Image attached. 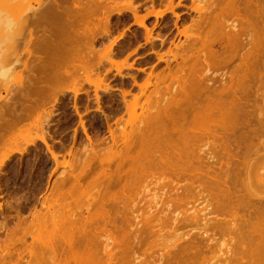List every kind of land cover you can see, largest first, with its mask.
Here are the masks:
<instances>
[{
    "label": "bare ground",
    "instance_id": "6f19581e",
    "mask_svg": "<svg viewBox=\"0 0 264 264\" xmlns=\"http://www.w3.org/2000/svg\"><path fill=\"white\" fill-rule=\"evenodd\" d=\"M110 1L117 0H37L30 12L24 0H0V8L16 19L14 28L0 20V57L11 48L8 65L0 60V72L10 71L16 82L12 88L0 81V171L14 153H25L37 140L54 160L53 170L67 168L53 181L39 182L35 193L11 207L14 215L2 216L0 264H146L153 247H158V264H197L202 258L197 262L195 255L208 250L216 236L228 240V234L232 242L218 264H264V166L257 167L264 157V148L257 151L264 141V109L258 104L260 96L264 103V0H192L197 17L178 31L185 40L175 52L167 49L171 59L165 62L175 60V67L161 77L155 74L152 83L153 71L140 84L130 76L139 93L129 100L131 92L119 90L127 118L121 113L110 121L103 114L107 136L97 132L92 138L78 111L79 96L88 94L85 84L94 86L98 108L97 89L104 80L99 67L104 62L118 72L133 67L113 59L122 32L100 49L93 47L98 35L110 33L111 15L121 13L123 6ZM122 1L151 44L148 16L169 10L179 18L173 0L164 11H156L153 0L144 13L133 0ZM156 55L164 61L162 53ZM114 89L103 85L107 93ZM64 91L73 94L89 142L80 151L69 148V160L53 149L47 130L52 105L61 102ZM248 149L259 153L250 155ZM161 180L173 194L160 201L153 190L146 198ZM249 185L252 191L257 187L256 194L244 193ZM191 201L203 210L181 218L174 211L169 217ZM167 202L174 203L171 210ZM165 204L170 213L159 214ZM152 227L157 231L151 233ZM183 228L189 229L182 233Z\"/></svg>",
    "mask_w": 264,
    "mask_h": 264
},
{
    "label": "rangeland",
    "instance_id": "374dc122",
    "mask_svg": "<svg viewBox=\"0 0 264 264\" xmlns=\"http://www.w3.org/2000/svg\"><path fill=\"white\" fill-rule=\"evenodd\" d=\"M21 1L23 3V0H21ZM152 1L153 0H133L132 4L137 5L139 7V9H138L139 13H144L147 9L151 8L150 5L153 4ZM167 1L168 0H154L153 6H154L155 10L156 11L157 10L158 11H160V10L164 11L165 9H167V7H166V6H168ZM195 1L193 3H197V1L196 2ZM24 2L26 4V5H24V7L27 6L26 8L30 9V12L35 11L37 6H38L37 0H24ZM116 2H115V4L111 3V1L108 3H110L111 5H114V6L117 5L119 8L121 6L124 7V5H128L126 3L127 1L123 2L122 0H119V1L117 0ZM193 3H192V0H173V5L175 7L174 12L179 14L178 19H176L174 17V15L172 14V12L169 10H165L163 15L161 17H158V18H155L153 15L148 16L145 20V23L147 24V26L152 27V34H151V36L153 37L152 44L150 42L144 41V39H143L144 35H145L144 29L133 23V18L131 16V14L126 9L127 6H126V8L124 7L125 9L123 7H121L122 10H121V13L119 15L116 13L115 14L113 13L111 15V17H110V22H111L110 33L98 35L95 38V40L92 42V43H94L93 47L95 49H97V48L100 49L104 44L108 43V40L117 36L119 34V32L120 33L122 32L123 33L122 36L119 39H117L116 43L113 46V52H114L113 59L117 60L118 62H120V60L125 61L126 64H132L133 67H130V66L126 67L127 66L126 65L125 67H122L120 72L115 70L116 69L115 65H111L108 62H104V64L99 67V69H100L99 76L100 77L103 76V79H104L103 83L104 82L105 83L104 84L102 83V84L104 85V87L108 85V87L110 86V87H113L116 89H114L112 91L110 90L111 92L109 91L107 93L103 90V85L100 84L101 89L100 88L97 89V94L100 97V99H99L100 102H99L98 108H97V103L95 102V99H93V98H95L94 86L85 84L84 88H85V90H87L88 96L85 93L79 96L78 111L81 113V118L84 122V125L87 128V132L92 138H95V134L97 133V132H95V129H97L98 127H100L101 130H104V132L102 131V134L103 135L105 134L104 135L105 137L107 136L106 135L107 133L105 131L106 124H105V119H104L103 114H107L110 117V121L112 119L114 120V118L118 117L121 113H122L121 115H124L123 116L124 118H127L128 115H126V113L123 112L124 102H122L121 94H120L119 90H121V89L122 90L124 89L126 91L129 90V92H131V93H129L126 97H127V99L130 100V99H132L133 94L139 93V88H138L137 84L144 82L147 79L146 77H148L149 72L153 71V77L150 78V82L152 83L153 81L155 82L154 79L157 78V77L155 78L154 76L160 75L159 77H161L164 74H167L169 72L168 68L173 69L175 67L176 61L170 60L171 56L168 54L167 49H169V48L172 49V51L174 53L175 52V45L176 44L179 45V44L184 42L185 37L183 35L179 34L178 31L181 30L185 25H188L190 23L191 19H194L197 17L196 12L191 10V8H190L192 6L191 4H193ZM110 4H108V5H110ZM16 11L17 10H14L13 13L18 14L19 12H16ZM24 11H25V8H24ZM24 11H23V13H24ZM13 13H12V15L15 17V14H13ZM19 49H21V48H19ZM159 53L160 54L162 53V55L164 56V61L158 60V55H156V54H159ZM9 54H11V48H9V52H6V53L3 52L1 54V57H0V60L2 61V63L5 66L8 65ZM25 56L26 55L23 53L21 59L24 60L26 58ZM168 57L170 58L169 59L170 60L169 65L165 62V58H168ZM179 60L180 59H178V61ZM107 68H108V70H106ZM18 69H20V68H18ZM155 74H157V75H155ZM130 76L135 77L137 84L134 85L132 77L130 78ZM94 77H95V75H94ZM1 82L5 85L9 86V87H12V88L15 87V83H16V82H14V80L11 76L8 79L2 80ZM151 88H153V87H149L148 91L151 90ZM262 89L264 90V86L261 88V93H263ZM61 90H62V88H61ZM64 92H66V91H64ZM5 93L6 92L2 90L1 95L4 96ZM258 94H260V93H258ZM92 96H94V97H92ZM258 96H260V95H258ZM86 97H88V100ZM260 97H258L259 98L258 102L261 103L262 101H260L261 100ZM141 100H142V98H141ZM73 101H74L73 94L71 92L67 91L65 93V95L63 96V98L61 99V102L56 103L55 106L52 105V108H51L50 104L46 105V107H45V111H47L51 108L53 110V112L55 113L54 115H52L50 117V119L48 121L49 125L47 126V130H48L49 134H51V138H48V142L53 146V149L56 152H58L60 154H64V156L67 160H69L71 158V156H69L67 154L69 148L72 151L74 148V151H76L77 148L82 149V147H85V145L87 147L88 143H89L87 139L82 140V138H85V134L83 133L82 127L80 125V119L77 117L78 114H76V112H74L75 109L73 106ZM260 103H258L260 105L259 109H264V107L262 108L264 103L262 102L263 103L262 106ZM256 106H258V105H256ZM53 107H54V109H53ZM136 112L139 113L140 109L137 108ZM35 114H33V116H35ZM116 114L117 115L119 114V115L117 116ZM73 136H75V138H72ZM54 139H58L59 142H55ZM108 139L109 138H107L106 140H108ZM259 139L257 138L258 141H260ZM261 141H262V138H261ZM254 143L256 144L258 142H254ZM263 146H264V141H263L262 145H260V147H259V148L262 147V149L257 148L258 146H256V147L254 146L253 150L256 151L255 150L256 148H257V151L263 150V148H264ZM202 148H205V147H202ZM80 149H79V151H80ZM251 150L252 149H248V153ZM262 152H264V151H262ZM251 153H252V151L249 154L251 155ZM253 153H252V155H253ZM256 153H259V152H255L254 154H256ZM258 155H260V157L263 156V154H261V153ZM262 158H264V157H262ZM262 158H259V159L262 160ZM60 159L62 160L61 156H59V160ZM261 160L257 161V162L261 163V165H260V163H257L258 168H260V166H264V159L262 161ZM54 167H55L54 160L47 153V150H46L45 146L43 145V143H41L38 140L36 141L35 145L30 146L29 149L25 153H23V154L14 153L11 156L10 160L6 163V165L0 171V206H1L0 207V220H1L2 216L8 215V214L10 215L11 213L14 215V211H12V208H14V206H16L18 203L22 202L23 199H25L26 197H28L32 193H35L36 192L35 189L38 187L39 182L45 183L46 179H49V178L53 181L54 178L58 177L57 175L60 173V171L67 169L65 167L59 166L56 170L55 169L53 170ZM261 168H263V167H261ZM261 170H264V169H261ZM165 180H166V178H165ZM163 181H164V178H163ZM167 182L164 183L161 180V182H160L161 184L159 183L161 188H160V186H156L157 188L154 185L151 186L152 189L149 188V190H151V191H149L150 193L145 192L147 194L144 196L147 198L148 197L147 195L152 194V191L154 190L153 194H156L158 197L160 196L159 198L161 201L163 199L162 198L163 195H164L163 197H165L166 194H168V195L173 194L172 192H174V190L170 189L171 187H167V185H168ZM162 183H163L164 187H163ZM149 187H150V184H149ZM237 187H238L237 194L242 193L241 192L242 188H240L239 185H237ZM252 187L254 188L255 186H252ZM247 188H245V189L243 188V190H245V192L243 191L244 193H247V191H248V194H250L251 192H253V193L255 192V194L257 193L256 192L257 190L255 189L257 187L254 188L256 191L254 189L252 191L250 185H249L250 190H247ZM137 190L140 191V189H137ZM260 191H263V190L259 189L258 194L261 193ZM140 192L142 193L143 190ZM160 192L161 193L163 192V193L161 194ZM165 192H167V193H165ZM145 193H143V194H145ZM158 193H160V194L158 195ZM253 193H251V194H253ZM38 195L39 194H37V196ZM140 196H142V198L139 197L138 201L141 203L144 196L142 194H140ZM151 196H149V197L151 198ZM173 196H175V195H173ZM261 196H263V194H261ZM163 200L166 201L165 199H163ZM158 201L159 200H157V202ZM160 201H159V203H161ZM169 202H167V203H169ZM170 203H169V205H171ZM188 203L185 204L184 206L180 205V208L178 206L177 208L175 207L174 209H172L173 208L172 205L174 203H172L170 208L166 204H165L166 206L162 205V208L164 207V210H163V212H160L159 214L164 213V211L166 212L168 210L167 207L169 208V210L172 209V211H173V212L171 211V213L168 212L169 210L166 212V213H170L169 217H171V216L173 217L172 213L174 214V211L176 212L175 214H177L179 211V216H177V217H180V216L183 217V215H181V214L188 213L189 215H191L194 213L195 209H198V211H200V209L203 210L201 208L202 204H200L199 202H196V204H194V202H192V201H191L192 204L190 202H188ZM197 203H199V204H197ZM152 206H153V204H151V207ZM181 206H183V207H181ZM186 206H188V207H186ZM190 207H192V208H190ZM153 208H154V206H153ZM178 209H180L181 211ZM138 213H140V212H137V214ZM184 215L189 216L187 214H184ZM162 216H164V214ZM138 217L141 218V216H138ZM137 218H136V220H137ZM140 218L138 220H141ZM155 223L157 225L159 224L158 222H155ZM138 224H139V222H138ZM141 225L139 227L143 228V225H142V227H141ZM157 225L154 224L155 227ZM138 226H137V228H138ZM155 227L151 228V230L154 228L151 231V233L153 231H157L158 228L160 229L159 226H157L158 228L156 227L157 230ZM189 228H186L185 230H187ZM164 229H166V228H164ZM168 230H170L169 227H168V229H166V231H168ZM185 230H184V228L181 229L182 233L186 232ZM161 231H163V230H161ZM181 231H180V233H181ZM193 231H195V230H192L191 232H193ZM160 232H158V233L161 234ZM163 232H165V231H163ZM151 233H150V235H151ZM154 233H153V235L155 236L157 234V232L155 234ZM165 233H167V232H165ZM143 235H144V233H143ZM164 235L165 234H163V236ZM229 235H230V237H229ZM152 236H150V237H152ZM224 237H226V238H224ZM224 237L222 238V237L216 236V238L218 240L215 238V241H213L214 245H213V243H211L212 245L210 246V248L213 246H215V248H211V249L209 248L208 250L206 249V250H204L205 251L204 253L202 252L203 251V249H202V251L199 254H200V256H201V254L202 255L205 254L204 255L205 257L204 256L200 257L198 254V255H195L194 259H197V262H198V258L199 259L202 258V259H206V261L208 260L206 262V264H212V263L218 264V261L220 260V259L218 260V258L222 255V252L225 250L224 248H227L228 243L230 242V244H231V242H232V241H230L231 237H232L231 234H228V237L230 239V240L228 239L229 241L227 240L226 235ZM153 238L154 237H152V239ZM150 240H151V238H150ZM218 241H219V243H217ZM157 248L158 247H153L151 249L153 251V253L156 255V257H155V255H152L153 253L150 255L152 260L149 259V256L144 257V258H146L145 260L149 264H155V263L158 264L159 263L157 260V257H158ZM219 250H221V251L219 252ZM196 256H199V257H196ZM202 259H200L199 262L201 264H205V262H204L205 260H202ZM214 259H217V260H215L217 263L215 261H213ZM201 260H202V262H201ZM147 262H146V264H147ZM193 262H195V261H193ZM199 262L197 264H200Z\"/></svg>",
    "mask_w": 264,
    "mask_h": 264
},
{
    "label": "clouds",
    "instance_id": "9594fccd",
    "mask_svg": "<svg viewBox=\"0 0 264 264\" xmlns=\"http://www.w3.org/2000/svg\"><path fill=\"white\" fill-rule=\"evenodd\" d=\"M0 20H7V21H10L13 25V28H14V25H15V21L16 19L13 18L7 11H5L3 8H0ZM12 28V29H13ZM11 76V72L10 71H3V72H0V81L2 80H5V79H8L9 77Z\"/></svg>",
    "mask_w": 264,
    "mask_h": 264
},
{
    "label": "flooded vegetation",
    "instance_id": "af4514ba",
    "mask_svg": "<svg viewBox=\"0 0 264 264\" xmlns=\"http://www.w3.org/2000/svg\"><path fill=\"white\" fill-rule=\"evenodd\" d=\"M114 108H115V107H114ZM102 131H104V130H101L100 127H98L97 129H95V132H98L99 134H100ZM79 139H80V138H79ZM85 139H86V137H85V138H82V140H85ZM54 141H55V142H59L58 139H54Z\"/></svg>",
    "mask_w": 264,
    "mask_h": 264
}]
</instances>
